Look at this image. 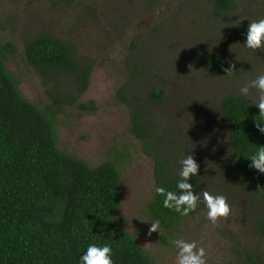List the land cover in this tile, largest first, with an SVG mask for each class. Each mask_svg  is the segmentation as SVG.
<instances>
[{"label":"rangeland","instance_id":"rangeland-1","mask_svg":"<svg viewBox=\"0 0 264 264\" xmlns=\"http://www.w3.org/2000/svg\"><path fill=\"white\" fill-rule=\"evenodd\" d=\"M231 3V9L215 14L213 0H0V42L13 49L5 66L29 101L43 107L52 102L50 90L67 86L63 77L59 87L46 81L25 60L24 44L38 34L66 41L79 66H90L88 86L76 103L87 109L66 106L56 115L57 145L90 166L119 159L121 201L115 218L156 264H176L177 239L203 247L206 264H238L244 252L255 254V264H264V234L254 226L264 203L243 188L231 164L227 123L219 110L227 94L242 95L251 104L258 100L255 88L247 96L240 89L264 74V49L245 46L249 23L264 18V0ZM239 19L244 20L236 26ZM213 52L227 68L234 65L231 75L204 69V57ZM134 59L145 69L138 77L130 73ZM121 88L141 99L150 89L163 92L165 102L146 103V114L178 157L180 169L187 154L195 156L201 201L203 191L227 197L231 214L226 220L212 224L201 202L176 230L147 234L154 222L146 209L153 161L129 130L133 106L121 100Z\"/></svg>","mask_w":264,"mask_h":264},{"label":"trees","instance_id":"trees-1","mask_svg":"<svg viewBox=\"0 0 264 264\" xmlns=\"http://www.w3.org/2000/svg\"><path fill=\"white\" fill-rule=\"evenodd\" d=\"M213 3L215 14L232 7L231 0ZM12 54L11 44L0 42V264H81L80 258L91 244L110 245L113 264H156L115 218L121 201L119 159L90 166L57 145L55 117L66 106L76 105L88 86L90 66H79L69 44L50 34L40 33L27 41L23 54L28 64L58 87L60 79L67 80L66 89L50 90V104L38 107L21 94L17 78L6 69L5 59ZM227 66L218 53L204 57L208 73H220ZM144 72L134 59L131 75ZM125 91L119 89L121 100L133 106L129 130L153 161L154 185L147 213L169 234L195 214L199 205L181 216L165 208L164 197L155 192L156 187H163L179 194L178 157L146 114V103L163 104L166 97L157 89L148 90L142 99L136 93L128 97ZM76 106L87 109L81 102ZM219 110L227 123L231 164L240 174L243 188L264 203V173L249 167V158L264 146V134L256 127V123L264 124V118L255 104L234 93L221 98ZM189 183L198 193L194 177ZM254 223L264 234V212ZM241 254L244 259L238 264L256 263L255 254Z\"/></svg>","mask_w":264,"mask_h":264},{"label":"clouds","instance_id":"clouds-1","mask_svg":"<svg viewBox=\"0 0 264 264\" xmlns=\"http://www.w3.org/2000/svg\"><path fill=\"white\" fill-rule=\"evenodd\" d=\"M242 20L244 19H239L234 24L239 26ZM245 46L253 50L264 49V18L249 23ZM234 70V65L223 69L228 75H231ZM252 88H255L259 93L255 106L259 109L260 117L264 118V74L257 76L256 79L244 85L240 89L241 94L247 96L249 90ZM256 127L259 132L264 134V124L256 123ZM249 160L251 161L249 164L250 168L264 173V146H259L256 153ZM181 165L182 167L179 171L180 180L177 183L179 194L166 190L163 187L155 188L156 194L164 197L163 206L174 210L181 216H187L190 212L196 210L199 203L203 202L208 209L207 219L212 224L215 225L221 218L226 220L231 214V207L227 202V197L225 195H214L208 191H203L201 201V194L195 192L193 184L189 183L192 177L198 176L200 169V165L195 156L191 153L187 154L182 159ZM158 229L159 221L151 222V227L147 234L150 236L152 232H156ZM174 243L179 249L176 264H206L205 257L207 253L203 247L198 248L195 241L187 242L183 239H177ZM80 259L81 264H113L111 246L107 244L104 246L91 244Z\"/></svg>","mask_w":264,"mask_h":264}]
</instances>
